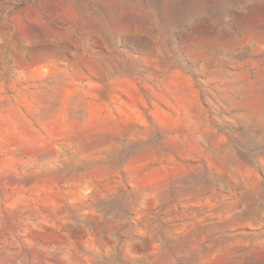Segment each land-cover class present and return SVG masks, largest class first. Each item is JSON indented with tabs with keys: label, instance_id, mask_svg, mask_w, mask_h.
Wrapping results in <instances>:
<instances>
[{
	"label": "rangeland",
	"instance_id": "rangeland-1",
	"mask_svg": "<svg viewBox=\"0 0 264 264\" xmlns=\"http://www.w3.org/2000/svg\"><path fill=\"white\" fill-rule=\"evenodd\" d=\"M0 264H264V0H0Z\"/></svg>",
	"mask_w": 264,
	"mask_h": 264
}]
</instances>
